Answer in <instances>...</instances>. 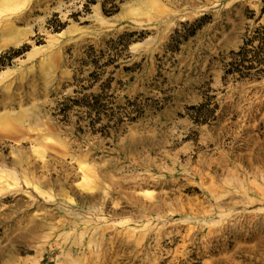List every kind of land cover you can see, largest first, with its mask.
Returning a JSON list of instances; mask_svg holds the SVG:
<instances>
[{
    "label": "rangeland",
    "instance_id": "rangeland-1",
    "mask_svg": "<svg viewBox=\"0 0 264 264\" xmlns=\"http://www.w3.org/2000/svg\"><path fill=\"white\" fill-rule=\"evenodd\" d=\"M89 1L0 0V264H264V0Z\"/></svg>",
    "mask_w": 264,
    "mask_h": 264
},
{
    "label": "trees",
    "instance_id": "trees-1",
    "mask_svg": "<svg viewBox=\"0 0 264 264\" xmlns=\"http://www.w3.org/2000/svg\"><path fill=\"white\" fill-rule=\"evenodd\" d=\"M96 0H91L95 2ZM110 0H104L103 11L107 15L115 13L117 5L112 4ZM264 12V11H263ZM232 59L226 64L225 75L238 74L240 78H259L264 74V25L256 28L252 34L247 35L244 44L238 51L231 52ZM204 106V105H203ZM202 106L192 109L200 111Z\"/></svg>",
    "mask_w": 264,
    "mask_h": 264
}]
</instances>
